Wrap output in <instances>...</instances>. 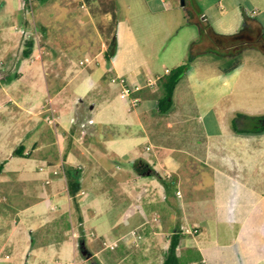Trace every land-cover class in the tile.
Listing matches in <instances>:
<instances>
[{
  "label": "crops",
  "instance_id": "0c3cea01",
  "mask_svg": "<svg viewBox=\"0 0 264 264\" xmlns=\"http://www.w3.org/2000/svg\"><path fill=\"white\" fill-rule=\"evenodd\" d=\"M74 1L83 10L92 4L107 10L100 0ZM196 1V17L188 18L181 0H142L152 13L166 14L161 27L174 29L170 40L182 30L189 33L179 42L182 49L204 45L193 59L196 63L208 52H228L226 66L216 57L209 68L188 67L167 110L185 103L187 87L196 98L194 106L209 108L203 115L209 135L206 160L188 151L176 157L167 145L154 141L155 127L165 132V113L159 108L165 98L160 93L164 75L133 62L123 70L115 57H107L104 33H99L98 65L88 64L75 73L69 69L60 83H49L39 62L23 61L15 83L22 85L25 98L18 104L25 109V128L33 133L40 166L31 170L27 165L21 169L26 173L18 189L12 184L1 191L0 212L15 225L0 234V264H164L175 234L180 235V264H201L203 259L208 264H264V130L241 133L235 126L222 127L216 112L222 102L219 93L225 90L237 86L243 92L250 87L264 91L261 77L255 85L242 78L252 67L264 69V62L249 66L234 60L248 48L264 54L258 46L264 41V0ZM134 5L129 2L127 8ZM26 9L24 0H0V45L16 54L32 41L29 57L37 37L26 39L15 29L31 19ZM129 17L125 20L133 34ZM200 21L208 28L202 30ZM210 31L221 38L214 39ZM134 56L126 57L134 61ZM115 75L143 86L133 93L137 105L121 97V84L112 80ZM184 77L190 86L179 87ZM149 78L156 84L148 85ZM44 112L48 121L53 114L55 130L44 127ZM21 146L23 154L25 149L29 153ZM186 156L194 158L190 164ZM207 169L213 180L205 197L201 185ZM72 179L79 182L75 193Z\"/></svg>",
  "mask_w": 264,
  "mask_h": 264
},
{
  "label": "rangeland",
  "instance_id": "374dc122",
  "mask_svg": "<svg viewBox=\"0 0 264 264\" xmlns=\"http://www.w3.org/2000/svg\"><path fill=\"white\" fill-rule=\"evenodd\" d=\"M100 1L104 2L103 7H107L106 11L96 8V4H92L88 11L83 10L80 4L74 0H24L26 10H30L31 7L34 9L35 17L32 20L37 27V38L31 56L26 57V49L29 47H25V45H21L16 54L11 48L8 50L3 44L0 45V163L8 161L6 167L4 165L5 168L0 170V196H2L1 191H6L12 184H15V189H18L23 174L26 173L21 169L27 165L31 167V170L39 169L40 166L38 154L36 150H33L37 146L34 143L33 133L27 132L25 128V109L22 107L23 104L21 106L18 104L25 98L24 88L21 84L15 83L23 70V61H28L30 64L39 62L48 82L59 80L60 83V79L62 81L66 79L64 74L69 69L75 73L86 68V65L81 63V60L86 56L96 58V65H98L100 59L97 56L102 50L100 34L104 33L102 37L104 36L105 42H108L106 51L110 52L111 50V55L115 57L119 67L129 70L132 62V66H150L155 72L164 75L165 83L183 64H186L184 73L190 66H196L199 69L209 68L212 63H216V59H219L216 57L222 58L219 62L223 66L229 62L228 52H224L225 49H223V52H218L221 56L214 52H208L204 56H199L196 63L193 59L201 53L202 45L195 47L194 58L191 60L193 45H191L190 51L186 48L182 49L184 44L179 45V42H183L182 36L185 34V38H187L189 33L182 30L170 40L171 34L169 33L174 29L161 27L167 20L166 14L152 13L142 0ZM129 2L135 3L132 9L127 8ZM189 2L186 3L183 12L188 18L191 16L193 18L196 10ZM128 15H130L133 34H130L131 29L127 25L129 22L125 20ZM28 17L25 14L26 20ZM8 40H11V43L14 42L13 39ZM131 53L135 55L134 61L126 57ZM234 60L254 66L257 63L263 64L264 54L256 48H248ZM166 68H169V71L165 74ZM259 77L264 79V69L257 67H252L242 75L243 82L245 83L247 80L252 85H255V81ZM187 83L190 86V80L184 77L179 87ZM249 83H246V91L249 88L247 87ZM160 87L162 89L160 93L166 97V85L163 86L160 83ZM230 90L219 93L222 95V102L217 104L216 112L224 122H221L222 127L223 125L225 127L237 125L239 127H251L252 125L261 127L264 125V121H258V118H264V91H257L250 87L251 91L243 92V88L237 86L232 91ZM185 91L189 94L181 107L174 106L167 112L162 111L163 114L165 113V132L162 133L160 125H158V130L156 127L154 129L157 133L152 131V135L155 142L164 143L172 149L176 157L185 156L182 151H188L197 154L202 158V161H205L209 135L203 115L208 114L209 108L194 106L196 98L191 93L192 89L187 87ZM50 105L48 109H50ZM48 112L51 113L52 110L50 109ZM42 115L46 120L44 127L50 131L55 130L56 123L49 122L45 112ZM21 145L30 149L29 153H26L25 149L23 155L18 154L17 150L22 148ZM193 159L186 156V163L190 164ZM53 162L42 161L41 163L50 164ZM199 164L203 167L202 163L199 162ZM202 173V180L205 184H203L204 187L201 185L203 189L201 194L206 197L208 196L207 192L211 191L208 185L212 183L213 175L209 169ZM261 173L264 174V166ZM185 186L190 194L192 187L188 183ZM1 207L3 204L0 201V209H2ZM12 225H15V222L4 220V216L0 212V234L12 228Z\"/></svg>",
  "mask_w": 264,
  "mask_h": 264
},
{
  "label": "trees",
  "instance_id": "16d2710c",
  "mask_svg": "<svg viewBox=\"0 0 264 264\" xmlns=\"http://www.w3.org/2000/svg\"><path fill=\"white\" fill-rule=\"evenodd\" d=\"M192 6H197V1L196 0H190L189 2ZM200 15V14H199ZM199 15L197 18H195L197 21H199ZM196 17V15L193 16V18ZM200 24L202 25V30L203 28H208L207 25H205V23L203 21H200ZM211 32V35L214 39L218 40L220 39V35L218 34H215L214 32L210 31ZM231 38V37H230ZM197 45H202V44H198V43H195L193 44L192 46V49H191V56H190V59L192 60L194 58V52H195V47H197ZM33 46V43L32 41H29L28 42V49H26V54L29 55L31 53V47ZM204 46V45H202ZM201 46V48H202ZM241 46H244V45H241ZM259 47H261L263 50H264V41H261L259 44H258ZM194 48V50H193ZM111 54V50L110 52H107L106 55L107 57H109ZM186 68V64H183L181 66L178 67L177 71L170 77V79L168 81H166L165 85H166V89H167V95L166 97L163 99V102L159 105V108L160 110L162 111H167L171 105H172V97H173V94H174V90H175V87L179 81V79L181 78L182 74H183V71L185 70ZM236 130L238 132H261L264 130V125H262L261 127H257V128H254V129H249V130H244L242 128H240L238 125L235 126ZM23 151H24V147H22L21 149H18L17 152L18 154L22 155L23 154ZM4 167V164L3 163H0V170H2ZM78 186H79V182L77 180H74L72 179L70 181V189L72 190L73 193H75L77 190H78ZM179 241H180V235L179 234H175L172 236V240H171V245H170V251L167 255V258L164 262V264H180L179 263V257L177 256V246L179 244Z\"/></svg>",
  "mask_w": 264,
  "mask_h": 264
},
{
  "label": "built area",
  "instance_id": "2783aa9c",
  "mask_svg": "<svg viewBox=\"0 0 264 264\" xmlns=\"http://www.w3.org/2000/svg\"><path fill=\"white\" fill-rule=\"evenodd\" d=\"M82 7H85V3H82L81 5ZM30 15H31V19L29 20V22L27 24H23V25H17L16 26V30L20 32V34L25 37L26 39H33L34 37H36L37 34V27L36 24L34 22L33 19V8H30ZM82 64L88 65L91 63H97V59L93 58V57H89L86 56L85 59L81 60ZM167 71H169L167 69ZM112 80L115 82H118L121 84L122 86V90H121V96L125 99H130L132 101L133 105H137L139 98L133 97V93L140 90L143 86L141 84H134L130 78H128L127 76H113ZM148 85L153 86L156 84V80L154 78H149ZM52 118L49 119V122H53L54 123V116L53 114L51 115ZM50 116V117H51ZM201 264H208L207 260L203 259Z\"/></svg>",
  "mask_w": 264,
  "mask_h": 264
},
{
  "label": "water",
  "instance_id": "95a60500",
  "mask_svg": "<svg viewBox=\"0 0 264 264\" xmlns=\"http://www.w3.org/2000/svg\"><path fill=\"white\" fill-rule=\"evenodd\" d=\"M181 3H182V5H186V3H187V0H181Z\"/></svg>",
  "mask_w": 264,
  "mask_h": 264
}]
</instances>
